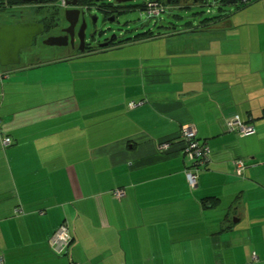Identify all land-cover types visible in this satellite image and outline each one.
I'll return each mask as SVG.
<instances>
[{"label":"crops","instance_id":"0c3cea01","mask_svg":"<svg viewBox=\"0 0 264 264\" xmlns=\"http://www.w3.org/2000/svg\"><path fill=\"white\" fill-rule=\"evenodd\" d=\"M234 12L89 54L92 71L58 57L4 69V264H69L49 245L61 223L78 264H264V14ZM236 115L253 135L226 128ZM184 125L211 151L193 189Z\"/></svg>","mask_w":264,"mask_h":264},{"label":"rangeland","instance_id":"374dc122","mask_svg":"<svg viewBox=\"0 0 264 264\" xmlns=\"http://www.w3.org/2000/svg\"><path fill=\"white\" fill-rule=\"evenodd\" d=\"M148 1L150 0H129L122 2V12L117 16L115 22L111 21V23H109V21L104 22V14L97 6H103L109 3L114 4L115 0H92L94 5L89 8V13H87L85 16L88 24L85 41L90 45H96V43L100 44L104 37L112 38L114 35L119 40L133 37L137 33H143L148 30L154 35H157L158 33H171V31H173L172 29L180 30L186 28L187 26H196L201 21L214 17L220 13V11H218L219 7L217 6L223 0H207L208 2H206L205 5H193L190 3V1H187L185 4H182V7L181 5L179 7L167 6L165 11L154 16H150L146 8L142 9L143 5ZM241 1L242 0H237V4H241ZM248 3L249 4L240 9H236V6L223 8L236 11L231 16L235 22H255L257 18L264 14V4H262V0H248ZM57 7L58 0L50 2L41 7H38L35 4L26 3L12 6L11 8H6L2 13L0 10V18L4 16L10 18V14L14 13L15 16L11 18H16L20 22H34L46 18L48 19L47 21H50L52 24L55 22ZM59 16L60 17L58 20L61 18V21L65 22L63 15L60 14ZM95 17L97 20L95 21L96 23H93V19ZM52 32L53 31L43 33L42 38L46 39V36L52 34ZM63 51L64 46H49L43 42L41 43L39 38L38 41L34 43V45L27 49V51L24 50L20 53L22 61L19 65L44 62L49 58L64 56ZM60 52L62 53L60 54ZM29 54L31 55V58L25 60V56ZM107 55L110 57H117L119 56V51H116L115 53H109ZM91 57H89V55L77 57V59H72L71 61L67 62V64L70 63L68 65L72 67L74 65L72 62H75L77 64L75 66L77 67L78 71H89V69L92 71V69L97 68L96 66L104 65L103 62H98L95 58L92 59ZM11 67H13V65L0 66L2 69H10Z\"/></svg>","mask_w":264,"mask_h":264},{"label":"flooded vegetation","instance_id":"af4514ba","mask_svg":"<svg viewBox=\"0 0 264 264\" xmlns=\"http://www.w3.org/2000/svg\"><path fill=\"white\" fill-rule=\"evenodd\" d=\"M45 1H47V0H45ZM45 1H39V0L38 1H25L24 4H26V3L35 4L38 7H41V6L45 5ZM68 1L70 2L72 0H58V7H57V12L55 14V22L54 23L51 24V22L47 21L48 19H46V18L34 21V22L43 23L44 24V31L41 34H39L38 36L34 37L32 45H34V43L36 41H38L39 38H40L41 43L42 42L44 43L45 39L42 38L43 33L53 31L54 33L52 32V34L47 35L46 37L48 38L49 36H58V37H60V41L62 43H64V45H62V46H64V51H63L64 56H58L59 59L60 58L73 59V58L93 54L96 52H102V51L107 50V49L112 48V47H116L115 43L118 41V39L115 37V35L112 38L104 37V39L100 42V44L96 43V45H92V44L90 45L88 42H86L85 41L86 40V29H87L88 24H87V21L85 19V16L87 13H89V8L92 7V5L89 4V0H77V3L75 5L67 4ZM177 1H178L177 3L179 5H182V4H185L187 1H190V0H177ZM229 1L230 0H225V3L228 4ZM122 2H124V1L118 2L117 0H115L114 4L111 3V5L105 7V9L102 10L99 8L104 14V22L109 21V23H111V21L112 22L116 21L117 16L123 10L122 5H121ZM6 8H11V7L4 6V7L0 8L1 13ZM67 10H76L77 11L76 13L75 12L70 13L71 14L70 17L72 20H73L74 16L76 15V22H75V24H73V26H70L71 24L65 18V12ZM60 14L63 15L65 22L61 21V18H60V20H58L60 17L59 16ZM10 16L14 17L15 14L11 13ZM10 18L7 16L1 17L0 23L16 24V23L20 22L16 18H11V19ZM96 20H97V18H96ZM93 23H96V22H93ZM81 27L84 28L83 33H82V31H80ZM30 47H28V48H30ZM28 48L22 49L21 52L24 50L27 51ZM61 53L62 52H60V54ZM28 58H31L30 54L25 56V60H27Z\"/></svg>","mask_w":264,"mask_h":264},{"label":"built area","instance_id":"2783aa9c","mask_svg":"<svg viewBox=\"0 0 264 264\" xmlns=\"http://www.w3.org/2000/svg\"><path fill=\"white\" fill-rule=\"evenodd\" d=\"M146 10L150 16L158 15L162 12L164 6L155 0H150L146 3ZM144 8V9H145ZM135 103H130L129 107H134ZM226 128L229 131L235 132L241 137L250 136L255 133L254 126L250 123L244 122L239 116H234L233 118L225 122ZM178 137L182 140V150L181 152L189 158L191 162L190 166L186 169L185 175L188 185L191 189L197 186L198 171L205 166L209 161L211 156V151L206 143H201L196 140V129L193 125H184L178 132ZM3 147L8 146L11 143L9 137H3L1 139ZM169 146V143L163 142L159 145V149L164 150ZM244 162L242 159L235 160V170L239 175L244 168ZM113 196L116 198H121L124 196V191L117 189L112 192ZM51 244L57 253L62 252L64 248L70 242V236L68 230L65 226H60L54 232L51 239ZM0 264H4L3 257L0 256ZM75 264V263H71Z\"/></svg>","mask_w":264,"mask_h":264},{"label":"water","instance_id":"95a60500","mask_svg":"<svg viewBox=\"0 0 264 264\" xmlns=\"http://www.w3.org/2000/svg\"><path fill=\"white\" fill-rule=\"evenodd\" d=\"M38 1V0H24ZM45 1V0H39ZM129 1V0H117ZM77 0L68 1L67 4L75 5ZM77 12L76 10H67L65 12L66 20L73 26L76 22V15L73 20L70 13ZM96 21V17L93 22ZM44 31V24L41 22H19L16 24L0 23V66L18 65L21 62L20 52L22 49L32 46L34 37ZM80 31H84L81 27ZM49 46H62L64 43L60 41L58 36H50L44 41Z\"/></svg>","mask_w":264,"mask_h":264},{"label":"trees","instance_id":"16d2710c","mask_svg":"<svg viewBox=\"0 0 264 264\" xmlns=\"http://www.w3.org/2000/svg\"><path fill=\"white\" fill-rule=\"evenodd\" d=\"M53 1H55V0H47V1H45V5L46 4H48V3H50V2H53ZM155 1H157L158 3H161L163 6H164V8H163V10H162V12L163 11H165V8L168 6V7H172V6H176V7H179L180 5L177 3L178 1L177 0H155ZM218 1V0H217ZM206 2H208L207 0H190V3H192L193 5H195V4H200V5H205L206 4ZM25 3V1L24 0H0V8H2V7H4V6H8V7H12V6H16V5H21V4H24ZM235 4L237 3V0H235V2H234ZM89 4L90 5H94L93 3H92V0H89ZM217 4V3H216ZM248 4V0H242L241 1V4H236V9H240L241 7H243V6H245V5H247ZM109 5H111V3H109V4H105V5H103V6H97L98 8H100V9H105V7H107V6H109ZM228 6V4L227 3H225V0H223L217 7H219V9H218V11H220V13H218L216 16H214V17H211V18H209V19H206V20H203V21H201L198 25H196V26H192V29L191 30H193V31H195V30H197L200 26H207L208 24H209V22L210 21H214V19H219V18H221L222 16L223 17H228L229 15H230V13L228 14L227 13V9H225V8H223V7H225V6ZM145 6H146V3L143 5V7H142V9H144L145 8ZM181 7H182V5H181ZM222 7V8H221ZM187 27H189L190 28V26H187ZM173 31H171V32H175L176 30H178V29H172ZM159 35H161V33H158L157 35H154L151 31H146V32H143V33H137V34H135L133 37H129V38H124V39H119L116 43H115V45L116 46H120V45H123V44H128V43H131V42H134V41H140V40H145V39H150V38H155V37H157V36H159ZM22 61V60H21ZM21 63V62H20ZM19 63V64H20ZM18 64V65H19ZM14 67H18V66H15V65H13V67H11V68H14ZM8 70H4V69H2V68H0V78H3L4 76H6V75H8V73H9V71L7 72ZM245 122V121H244ZM248 123V122H247ZM4 137H6V136H4ZM8 137V136H7ZM10 138V137H9ZM177 138L179 139V141H180V143H181V150H182V140L177 136ZM11 139V138H10ZM196 140H198L199 142H201V143H206L205 141H201L200 139H198V137H197V135H196ZM12 141V140H11ZM207 144V143H206ZM202 169V168H201ZM200 169V170H201ZM199 170V171H200ZM199 171H198V173H199ZM65 226L66 228H67V230H68V233H69V236H70V242L68 243V245L66 246V248H64L63 250H62V252H59V253H57L56 251H55V249H54V246L51 244V241H50V239H51V237H52V235L54 234V232L58 229V227H60V226ZM56 229H55V231L52 233V235L50 236V238H49V245L51 246V249H52V251L54 252V253H56V254H62V255H66L68 258H69V264H71V263H75V264H78V263H76L75 261H73V259L71 258V255H70V253H69V246H70V244H71V241H72V239H73V237H72V234L70 233V230H69V228H68V226L66 225V224H64V223H61L59 226H58Z\"/></svg>","mask_w":264,"mask_h":264}]
</instances>
